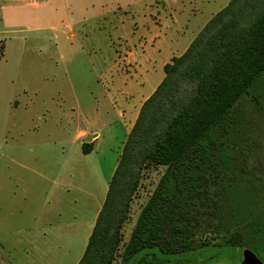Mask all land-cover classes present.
<instances>
[{
  "label": "rangeland",
  "instance_id": "obj_1",
  "mask_svg": "<svg viewBox=\"0 0 264 264\" xmlns=\"http://www.w3.org/2000/svg\"><path fill=\"white\" fill-rule=\"evenodd\" d=\"M229 1L0 0V251L5 264L77 261L122 153L132 108L149 90L135 58L144 68L154 63L157 70L167 56L157 53L154 36L167 33L189 41ZM260 88L264 76L253 92ZM248 97L250 108L262 106L247 124L262 143L263 158L258 153L252 158L260 169L256 182L264 185V93L257 104ZM79 131L83 134L76 137ZM92 132L101 137L90 152H83L92 146ZM136 170V189L110 264L125 263L139 213L162 177L175 172L151 161ZM217 174L222 173L216 171L215 180ZM219 182L200 185L187 211L171 205L168 211L178 217L169 221L159 246L180 253L185 247L233 242L239 236L236 230H225L227 215L221 216L219 208L227 198L220 194L225 183ZM244 185L250 191L258 187ZM35 216H40L36 222ZM61 223L64 227L56 229ZM31 224L53 230L38 236L14 231ZM230 250L209 246L193 251L189 264H244L242 250ZM185 259L173 264H185Z\"/></svg>",
  "mask_w": 264,
  "mask_h": 264
},
{
  "label": "trees",
  "instance_id": "obj_2",
  "mask_svg": "<svg viewBox=\"0 0 264 264\" xmlns=\"http://www.w3.org/2000/svg\"><path fill=\"white\" fill-rule=\"evenodd\" d=\"M163 70V79L142 103L127 134L77 264L111 263L136 189V168L148 161L173 167L175 172L162 177L139 213L124 264H155L149 261L151 256L169 264L186 258L189 264L190 253L209 246L238 248L264 261V206H260L264 185L256 182L255 171L260 169L252 158V153L263 155L259 152L262 143L247 124L262 108L261 103L250 108L248 96L257 104V97L264 93L263 88L253 92L264 76V0H230ZM216 171L222 173L217 174L219 180L213 178ZM219 181L225 183L220 194L227 198L219 208L221 216L227 215L225 230H236L239 236L233 242L185 247L180 253L159 246L169 221L178 217L168 211L171 205L187 211L200 185L215 186ZM249 183H257V189L250 191L244 185ZM176 233L183 238L180 230Z\"/></svg>",
  "mask_w": 264,
  "mask_h": 264
},
{
  "label": "crops",
  "instance_id": "obj_3",
  "mask_svg": "<svg viewBox=\"0 0 264 264\" xmlns=\"http://www.w3.org/2000/svg\"><path fill=\"white\" fill-rule=\"evenodd\" d=\"M204 26V24L202 25ZM201 26V27H202ZM200 27V28H201ZM199 31V30H198ZM197 31V32H198ZM195 38V35L194 37H192L189 41H183L182 39L180 40L178 35L176 36H172V34H158L157 36H154V40L153 42L156 43V50H157V53H161L166 57V61H162L160 64H159V68L156 70L155 68V65L154 63L150 64V66L147 68H144L145 66H141L140 63H139V60L140 58H135V60L137 61V63L135 65H137L139 67V71L140 73L142 74L143 76V79H144V82H146L149 86V90H148V93L142 97V99L139 101L137 107H133L132 111H131V116H132V119L131 121L129 122V126L128 128L126 129V132L127 134L129 133V131L131 130L137 116H138V113H139V110H140V107L142 105V103L144 102V100L155 90V88L157 87V85L160 83V81L163 79L164 77V73L162 74L160 72V68L163 69V66L165 63L169 62L171 60L172 57L174 56H179L181 55L186 49L187 47L189 46V44L191 43V41ZM129 54H133V51L132 50H129ZM142 54H144V51L142 52ZM143 57V55H142ZM143 61V60H142ZM159 70V71H158ZM164 71V70H163ZM124 110L121 111V116H124ZM79 134H83V132L79 131L77 133V136ZM88 135V134H86ZM101 137V133L99 132H92V136H91V139H92V148L94 147V144L95 142ZM91 148V150H92ZM90 150V151H91ZM89 151V152H90ZM119 160V158H118ZM118 164V161L117 163L114 165L112 171L110 172V177H109V180H108V185H109V181L111 179V176L116 168ZM107 191H108V187L106 189V192H105V195L104 197L101 199L98 207H97V210L95 211L94 213V217L92 219V221L89 223V227H87V231H86V239L83 243V247H82V253L81 255L78 257L77 261L74 263V264H77L79 262V260L81 259L83 253H84V250L86 248V245H87V242H88V239H89V236L93 230V227L95 225V222H96V218H97V215L103 205V202L105 200V197H106V194H107ZM40 218V216H35L33 217L34 221L36 222L38 219ZM74 222H79V221H74ZM68 227V224L69 223H65ZM63 228L64 227V223H61L56 225L55 228L58 229V228ZM53 230V227H43V226H39V225H27V226H22V227H19L17 230H14L16 231L17 233L19 234H25L27 236H38V235H45L48 231H52ZM6 252H9V251H6ZM26 251L23 250V253H25ZM0 258L3 259V263L5 264L6 263V260H4V256L2 254V252L0 251ZM8 259V262H10L9 260L11 259L9 256H7ZM15 262V261H14Z\"/></svg>",
  "mask_w": 264,
  "mask_h": 264
},
{
  "label": "water",
  "instance_id": "obj_4",
  "mask_svg": "<svg viewBox=\"0 0 264 264\" xmlns=\"http://www.w3.org/2000/svg\"><path fill=\"white\" fill-rule=\"evenodd\" d=\"M243 262L244 264H264V261L255 257L251 253L243 252Z\"/></svg>",
  "mask_w": 264,
  "mask_h": 264
}]
</instances>
